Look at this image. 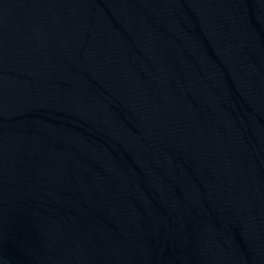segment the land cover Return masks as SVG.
<instances>
[{
	"label": "water",
	"instance_id": "95a60500",
	"mask_svg": "<svg viewBox=\"0 0 264 264\" xmlns=\"http://www.w3.org/2000/svg\"><path fill=\"white\" fill-rule=\"evenodd\" d=\"M0 264H264V0H0Z\"/></svg>",
	"mask_w": 264,
	"mask_h": 264
}]
</instances>
